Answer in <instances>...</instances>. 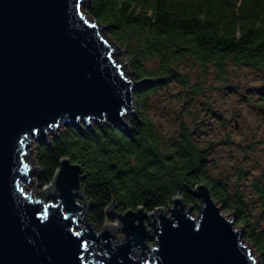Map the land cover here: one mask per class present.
Wrapping results in <instances>:
<instances>
[{
	"label": "water",
	"instance_id": "water-1",
	"mask_svg": "<svg viewBox=\"0 0 264 264\" xmlns=\"http://www.w3.org/2000/svg\"><path fill=\"white\" fill-rule=\"evenodd\" d=\"M82 2L0 0V264H260L205 184L196 186V206L179 196L152 212L111 203L104 213L117 223L100 231L87 220L92 204L82 196L80 164L62 158L46 195L23 188L33 180L29 166L36 170L24 160L32 139L48 141L60 121L79 129L109 120L129 130L125 116L136 115L139 82ZM105 226L124 238L114 241Z\"/></svg>",
	"mask_w": 264,
	"mask_h": 264
},
{
	"label": "trees",
	"instance_id": "trees-1",
	"mask_svg": "<svg viewBox=\"0 0 264 264\" xmlns=\"http://www.w3.org/2000/svg\"><path fill=\"white\" fill-rule=\"evenodd\" d=\"M85 10L128 51L131 77L139 82L133 91L139 108L128 120L129 130L67 125L48 142L39 141L38 186L53 180L62 158L80 164L81 187L92 204L89 219L101 226L111 203L120 212L139 207L152 212L179 196L196 206V186L205 184L221 209L245 227L246 239L264 264V178L252 183L259 204L252 218L239 191L209 174L206 149L190 130L166 147L145 112L148 93L165 77L177 76L176 68L187 58L212 65L219 76L228 61L264 71V0H88ZM144 58H155L157 70H146L139 62Z\"/></svg>",
	"mask_w": 264,
	"mask_h": 264
},
{
	"label": "rangeland",
	"instance_id": "rangeland-1",
	"mask_svg": "<svg viewBox=\"0 0 264 264\" xmlns=\"http://www.w3.org/2000/svg\"><path fill=\"white\" fill-rule=\"evenodd\" d=\"M87 3L88 0L82 2L84 11ZM101 33L110 44L116 45L117 53H114L113 57L131 76L128 51L118 45L107 34L106 29L101 28ZM139 62L146 70L156 71L158 68L155 58H144ZM176 69L181 75L165 77L162 85L148 93L145 101L147 116L162 136V143L166 147L179 139L181 131L190 130L192 139L206 149L208 158L206 167L209 174L219 177L230 191L238 190L246 203V212L255 218L259 204L252 183L264 178V71L245 63L228 61L224 75L219 76L212 65L203 67L192 58L180 61ZM182 77L187 80V86L181 81ZM137 108H139L138 104L133 102L135 113ZM134 115L133 112H129L125 118L128 121ZM94 123L91 121L87 127ZM59 124L55 132L52 130L48 133V141L65 126L70 125V122L60 121ZM106 125L113 124L106 120L99 126ZM39 141L48 142L39 135L36 139H32L30 150L26 148V157L36 169L29 171V176L33 177V180L28 182L27 187L35 190L34 193L33 190L30 191L32 194L43 196L48 191L43 189L45 186L40 188L37 182L39 166L35 153ZM83 190L82 196H85ZM82 196L79 195L76 199L81 202ZM86 199L89 200L87 197ZM91 207L92 205L88 208L86 216L96 231L102 229L103 223H117L115 216L104 213L102 225L96 226L89 219ZM164 209L167 210L168 207ZM114 210L118 211L116 206ZM84 211L86 212V209ZM221 211L228 218L234 217L231 211L227 212L223 209ZM193 213H197L196 207ZM147 217L145 224L150 229L147 221L150 218L149 213ZM85 222L84 215L82 223ZM235 227L242 228V241L249 245L252 254L260 263V255L244 235L245 227L236 223ZM113 236L114 241L122 240L124 233L116 230ZM147 244L155 245L154 238H148Z\"/></svg>",
	"mask_w": 264,
	"mask_h": 264
},
{
	"label": "bare ground",
	"instance_id": "bare-ground-1",
	"mask_svg": "<svg viewBox=\"0 0 264 264\" xmlns=\"http://www.w3.org/2000/svg\"><path fill=\"white\" fill-rule=\"evenodd\" d=\"M83 1H84V0H83ZM51 132H52L51 130H48V133H51ZM24 160H25V161H29V159H27V157H24ZM29 168H30V169H29V171H30V170H31V166H29ZM29 173H30V172H29ZM28 182H29V181H27V183L25 182V183L23 184V188H24L26 191L30 190L29 187H27V184H29ZM81 204H83V201H81ZM83 205H84V207H85V204H83ZM82 219H83V218H82ZM79 224H80V226H82V225L84 226V223H82V221L79 222ZM81 224H82V225H81ZM105 228L108 229V228H110V226H106ZM113 230L115 231L114 228H110V232H112Z\"/></svg>",
	"mask_w": 264,
	"mask_h": 264
}]
</instances>
